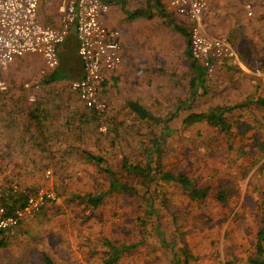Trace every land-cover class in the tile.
<instances>
[{
	"label": "rangeland",
	"instance_id": "rangeland-1",
	"mask_svg": "<svg viewBox=\"0 0 264 264\" xmlns=\"http://www.w3.org/2000/svg\"><path fill=\"white\" fill-rule=\"evenodd\" d=\"M156 1L151 9V0H125L132 11L150 9L159 27L161 16L173 12L165 1ZM210 10L214 34L234 44L238 62L221 64L212 78L201 70L195 90L189 85L196 77L189 64L159 65L154 94L143 92V107L154 117L150 122L122 110V116L104 114L97 123H80L88 110L68 88L78 66L74 35L60 47L54 69L65 80L42 88L45 73L35 55L0 72L8 86L0 99L24 95L34 105L37 100L30 103V95L55 94L50 104L57 105L65 124L74 118L79 146L73 150L76 163L55 172L56 167L47 166L42 180L0 181V196L12 194V186L29 192L47 188L57 195L56 203L9 231L0 245V264H41L43 254L54 264H101L108 256L106 242L125 250L118 264H174V258H184L182 248L188 264H249L256 234L264 229V151L256 144L264 142V107L251 103L264 99V0H210ZM26 83L40 88L26 92ZM223 107L232 109L225 116L233 126L230 136L204 123L183 124L192 114ZM243 123L253 129L245 132ZM87 153L102 165L87 162ZM123 159L132 165L148 161L152 169L158 163L164 172L183 174L191 190H205L207 196L191 200L178 183L159 178L142 183L122 170ZM105 167L134 192L107 194ZM98 193L105 194L98 207L83 201L85 194Z\"/></svg>",
	"mask_w": 264,
	"mask_h": 264
},
{
	"label": "crops",
	"instance_id": "crops-1",
	"mask_svg": "<svg viewBox=\"0 0 264 264\" xmlns=\"http://www.w3.org/2000/svg\"><path fill=\"white\" fill-rule=\"evenodd\" d=\"M102 1L108 5V11L101 16L100 20L108 29L120 32L119 44L122 56L121 65L115 71L106 74L105 82L101 88L102 98L107 104V110L104 113L106 116H122V110L128 111V115L136 116L131 108L133 104H137L146 110L143 107L145 95L143 92H147L148 95L149 92L154 94L155 78L161 64H163V67H166V64H189L192 73L196 75L190 80L189 85L191 84L190 88L193 90L197 88L199 78L203 76V71L201 72L199 66L189 56V23L186 18L178 16L172 10L173 14H163L161 16L164 24L157 27L154 15L150 14V9L148 11L139 9L132 11L130 7H127L125 0ZM147 1L149 2V0ZM151 1L153 2L152 9L155 8L157 1ZM163 1L168 6L167 0ZM213 17L207 15L204 19L206 32L211 36L222 38L234 46L225 37L214 34L211 26ZM37 18L43 26L58 28L60 21L56 1L39 0ZM73 35L76 41L74 51L77 52L75 31L71 30L66 39ZM64 42L57 49L58 56L60 47ZM71 45L69 44L68 52L71 50ZM25 57L15 60L9 67L14 64H24ZM37 60V66H42L41 68L45 73H43L44 77L41 79L42 88L56 84L57 82L49 83L51 74L55 71L45 70L41 58L38 57ZM226 62L225 60L219 61L217 70L221 64ZM192 64L196 66V69L192 67ZM75 71L76 77L72 80L83 77L79 58ZM39 88L33 90L32 93H36ZM35 99L37 102L34 105L27 104L24 95L20 97L11 94L0 99V171L4 180L39 181L42 180L47 166L56 167L53 170L55 172L61 166L76 163L77 157H74L73 150H77L79 146L76 143L77 132L73 126L74 118L71 121L67 119V124L63 122L62 118L59 117L60 115H58L60 110H58L57 105L50 104L52 101L57 100L56 95L53 93L41 92ZM147 99L150 98L147 97ZM146 111L148 112V110ZM148 113L152 116L150 112ZM68 114L69 112H66L67 117L73 116V114ZM184 120L183 124L190 126L184 123ZM83 121L88 123L87 118ZM88 156V153L84 154V157H87V162L90 161V163L96 164V161L90 160ZM98 165H102L101 159ZM104 169L105 174L108 175L110 185L111 177L106 172L108 168L105 167ZM108 171L112 173L110 170ZM113 175L112 173L111 176ZM114 177L117 180L115 175ZM50 179L53 180L51 176ZM98 195L99 193L85 194L83 201H86L85 197ZM8 233L3 235L1 242L6 241Z\"/></svg>",
	"mask_w": 264,
	"mask_h": 264
},
{
	"label": "built area",
	"instance_id": "built-area-1",
	"mask_svg": "<svg viewBox=\"0 0 264 264\" xmlns=\"http://www.w3.org/2000/svg\"><path fill=\"white\" fill-rule=\"evenodd\" d=\"M55 1L60 21L58 28L46 27L38 22L39 0H0V72L26 55L40 57L45 70L56 69L59 66L57 49L74 30L83 77L72 80L68 88L84 108L104 114L107 104L102 98L101 88L106 74L115 71L122 63L120 32L108 29L101 22V16L108 11V5L102 0ZM167 2L175 14L187 19L189 56L207 78L216 74L219 61L238 62L237 51L231 44L206 32L204 19L212 14L210 0ZM246 9L250 10V6ZM248 15L251 13L248 12ZM23 89L33 91L38 86L26 83ZM7 91V84L0 80V96ZM28 101L34 102V95H30ZM100 130L105 131V128ZM2 179L0 172V181ZM11 193L23 197L25 202L12 213L0 206V241L5 233L47 205L57 202L55 192L47 188L29 192L12 186Z\"/></svg>",
	"mask_w": 264,
	"mask_h": 264
},
{
	"label": "trees",
	"instance_id": "trees-1",
	"mask_svg": "<svg viewBox=\"0 0 264 264\" xmlns=\"http://www.w3.org/2000/svg\"><path fill=\"white\" fill-rule=\"evenodd\" d=\"M192 67L196 69V66L194 64H192ZM64 79L65 78L61 74L54 72L53 74H51V79L49 83L59 82ZM251 103L254 104L257 108L264 107V99L262 98L251 100ZM242 106H244V104ZM131 108L133 112L136 114L137 119L142 120V121L144 120L147 122L154 120V117L151 116L146 110L141 108L139 105L133 104ZM231 110H232L231 108L223 107V108H216L204 114H197V115L192 114L184 120V123H186L187 125H193L196 123H204L207 126H210L214 129L219 130L224 135L230 136L232 135L233 126L225 119V116L227 115L228 112L231 114ZM102 115L103 114H98L94 111L88 110V113L85 114L84 116H81L79 118V121L80 123L82 121L84 124L85 122L83 120L87 118L89 121L93 123H97V121L101 119ZM254 125L259 126V124L257 125L254 124ZM241 126L244 127L245 132L253 129V125H250L247 123H243V125L241 124ZM256 144L260 150L264 151V142L257 141ZM155 146L156 148L154 149V152L157 153L158 155L157 158H159L160 152L157 148L160 146L157 144ZM149 153L150 152L148 150V153L146 154V156H148ZM88 157L90 158V160L96 161L95 163L100 164V159L94 158L93 156H90V155ZM154 168L155 169H152L150 167V164L148 161L144 165L129 164L128 159H123V162H122V170L126 172L127 174L136 176L142 181V183L150 184L151 182L155 181L156 178H159V180L178 183L182 187L183 190L189 191L188 196L191 200H202L207 196V192L205 190H198V189L191 190L189 179L185 175L183 174L173 175L168 172H164L160 169L161 167L158 166V163H156V167ZM153 170H155L154 171L155 173L154 175H151V172H153ZM106 172L109 173V176L111 177V181H110L107 194L113 193L115 191L134 192V190L132 189L130 185H128V183L122 184L118 180H115L114 175L111 176L112 173H110L108 170H106ZM104 197L105 195L99 194L98 196H95V197H92V196L85 197V199L87 201L88 206H91L94 209L101 204ZM0 201H1L0 206L5 208L8 213H12L15 208L21 207L23 205V203L25 202V199L21 196H16L10 193H5L0 196ZM149 207L150 205L148 204L147 209ZM105 244L108 250L107 252L108 256L107 258L102 260L101 264H118L125 250L122 248L116 247L115 245L109 242H106ZM0 245L2 246L1 241H0ZM182 253H184V258H182L181 260L174 258L173 260L174 264H188L189 257L186 251L184 250V248H182ZM41 264H54V263L49 256L43 254ZM249 264H264V229L260 230L256 234V241L254 244V257L249 259Z\"/></svg>",
	"mask_w": 264,
	"mask_h": 264
}]
</instances>
